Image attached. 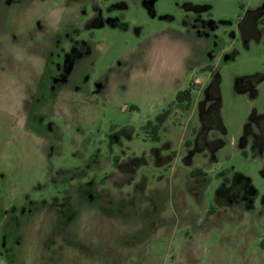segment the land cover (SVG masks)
<instances>
[{
  "label": "rangeland",
  "instance_id": "obj_1",
  "mask_svg": "<svg viewBox=\"0 0 264 264\" xmlns=\"http://www.w3.org/2000/svg\"><path fill=\"white\" fill-rule=\"evenodd\" d=\"M0 264H264V0H0Z\"/></svg>",
  "mask_w": 264,
  "mask_h": 264
},
{
  "label": "trees",
  "instance_id": "obj_2",
  "mask_svg": "<svg viewBox=\"0 0 264 264\" xmlns=\"http://www.w3.org/2000/svg\"><path fill=\"white\" fill-rule=\"evenodd\" d=\"M191 91H184V92H179L177 94V101L178 102H186L187 107L189 108L191 106Z\"/></svg>",
  "mask_w": 264,
  "mask_h": 264
}]
</instances>
